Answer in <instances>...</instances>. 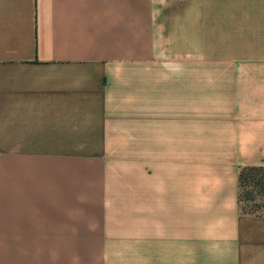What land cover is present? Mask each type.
Returning <instances> with one entry per match:
<instances>
[{
	"label": "crops",
	"instance_id": "0c3cea01",
	"mask_svg": "<svg viewBox=\"0 0 264 264\" xmlns=\"http://www.w3.org/2000/svg\"><path fill=\"white\" fill-rule=\"evenodd\" d=\"M264 0H0V264H264Z\"/></svg>",
	"mask_w": 264,
	"mask_h": 264
},
{
	"label": "trees",
	"instance_id": "16d2710c",
	"mask_svg": "<svg viewBox=\"0 0 264 264\" xmlns=\"http://www.w3.org/2000/svg\"><path fill=\"white\" fill-rule=\"evenodd\" d=\"M240 205L246 215H259L264 209V167H245L239 173Z\"/></svg>",
	"mask_w": 264,
	"mask_h": 264
}]
</instances>
